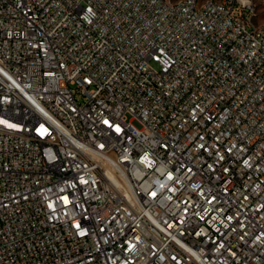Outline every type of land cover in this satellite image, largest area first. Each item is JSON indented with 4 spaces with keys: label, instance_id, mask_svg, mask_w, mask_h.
Wrapping results in <instances>:
<instances>
[{
    "label": "built area",
    "instance_id": "1",
    "mask_svg": "<svg viewBox=\"0 0 264 264\" xmlns=\"http://www.w3.org/2000/svg\"><path fill=\"white\" fill-rule=\"evenodd\" d=\"M257 14L0 0V264H264Z\"/></svg>",
    "mask_w": 264,
    "mask_h": 264
},
{
    "label": "rangeland",
    "instance_id": "2",
    "mask_svg": "<svg viewBox=\"0 0 264 264\" xmlns=\"http://www.w3.org/2000/svg\"><path fill=\"white\" fill-rule=\"evenodd\" d=\"M256 9H257V16H256V22L264 23V0H254ZM80 100H83V98H80Z\"/></svg>",
    "mask_w": 264,
    "mask_h": 264
}]
</instances>
